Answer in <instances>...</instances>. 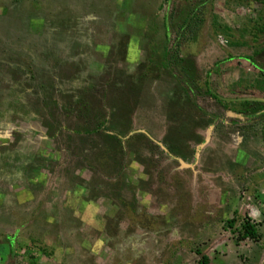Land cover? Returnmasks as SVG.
Masks as SVG:
<instances>
[{"label":"rangeland","instance_id":"rangeland-1","mask_svg":"<svg viewBox=\"0 0 264 264\" xmlns=\"http://www.w3.org/2000/svg\"><path fill=\"white\" fill-rule=\"evenodd\" d=\"M165 1L0 0V264H196V249L209 264H264V115L182 94L162 66ZM209 8L190 48L202 81L264 98L242 59L264 35L240 33L264 24L263 6ZM96 122L124 137L120 176L122 154L75 131ZM243 217L257 241L225 227Z\"/></svg>","mask_w":264,"mask_h":264},{"label":"trees","instance_id":"trees-1","mask_svg":"<svg viewBox=\"0 0 264 264\" xmlns=\"http://www.w3.org/2000/svg\"><path fill=\"white\" fill-rule=\"evenodd\" d=\"M168 1L169 0H166L165 2L168 3ZM254 1L261 4L264 9V0ZM212 3L213 0H182L180 2H171L170 0V4L168 6H171L163 16L162 20L165 42L168 43V48L165 49L163 54L162 66H164L167 72L175 78L178 84H180L182 94L186 95L185 97L191 98L194 103L198 98H210L214 104H218V106H215V112H217L216 114H219L220 110L230 109V111L235 115L241 116L246 120H259L264 115L263 102L243 100L230 102V104H228L210 88V71L207 72L203 81L198 73L190 48L198 42L200 33L202 32L210 14L209 6L212 5ZM212 18L214 33H217L218 30H222L227 33L229 39H232V35L228 34L230 32V28L219 24L214 15ZM240 31L242 34V40L246 34L251 35L252 39H257L258 36L264 35V24L257 25L253 27L252 30L247 32L246 28H242ZM229 45L232 47H241L244 46L245 43L230 40ZM252 47L253 54L245 56L242 59L249 64L254 71H256L258 77L253 85H248V87H252L251 89L255 87L257 88L256 90L260 91V93L264 95V44L261 47ZM183 49L187 50V52H184ZM233 59L238 58L228 56L222 61L227 62ZM263 95L262 97H264ZM212 115L215 116V113ZM216 118L217 116L215 119ZM75 131L81 133L83 132L91 137L93 136L107 139L108 142L105 144L106 148H109V151H112V153L113 150H118V152L122 154L119 156L120 160L118 165L116 163V159L113 157V162L116 165L114 166L115 171L119 176L121 175L120 172L122 173L124 168L122 146L124 137L120 134L117 135L109 131L106 126V122H96L95 124H91L89 126H82L80 129H76ZM145 137L146 136L143 134H136L133 137L131 136L127 141H125V143L133 138L137 140ZM147 142L149 143L150 141L148 140ZM100 161L101 158L98 161L99 165L101 163ZM225 227L230 229V233L236 235V241L248 239L255 242L260 236L257 225L253 223L249 217H243L240 221L231 218L225 222ZM196 254L200 256L196 264H209L208 256L201 254L198 249H196Z\"/></svg>","mask_w":264,"mask_h":264},{"label":"water","instance_id":"water-1","mask_svg":"<svg viewBox=\"0 0 264 264\" xmlns=\"http://www.w3.org/2000/svg\"><path fill=\"white\" fill-rule=\"evenodd\" d=\"M226 101L228 100V101H232V100H234V99H225ZM243 100H248V101H255V102H263L264 103V98H237V99H235L234 101H243ZM135 132H137V131H135ZM135 132H131L132 134L133 133H135ZM139 132H143V133H145V134H147L146 132H144V131H139ZM184 165V164H183ZM185 166V165H184Z\"/></svg>","mask_w":264,"mask_h":264},{"label":"flooded vegetation","instance_id":"flooded-vegetation-1","mask_svg":"<svg viewBox=\"0 0 264 264\" xmlns=\"http://www.w3.org/2000/svg\"><path fill=\"white\" fill-rule=\"evenodd\" d=\"M222 100H224V101H226L225 100V98H222V97H220ZM239 99V98H238ZM200 147H202V144H199V147H198V149L200 148ZM198 149L196 150V152H198ZM196 154V153H195ZM196 156H198V153L196 154ZM189 167V166H188Z\"/></svg>","mask_w":264,"mask_h":264},{"label":"clouds","instance_id":"clouds-1","mask_svg":"<svg viewBox=\"0 0 264 264\" xmlns=\"http://www.w3.org/2000/svg\"><path fill=\"white\" fill-rule=\"evenodd\" d=\"M236 99H237V98H236ZM234 100H235V99H234ZM234 100H233V101H234Z\"/></svg>","mask_w":264,"mask_h":264}]
</instances>
